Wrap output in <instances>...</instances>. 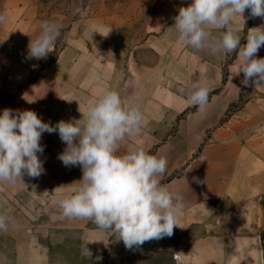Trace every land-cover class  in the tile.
<instances>
[{"label":"rangeland","instance_id":"1","mask_svg":"<svg viewBox=\"0 0 264 264\" xmlns=\"http://www.w3.org/2000/svg\"><path fill=\"white\" fill-rule=\"evenodd\" d=\"M40 2L42 8L37 21L24 24L23 20L15 21L17 17L6 15V22L0 23V113L5 108L31 110L44 122L55 125L60 120L82 118L81 112L86 110L89 99L106 89L116 90L143 114L140 133L121 141L119 154L139 146L156 155L157 146L177 135L185 114L197 108L181 92L187 79L202 73L213 77L218 72L227 80L230 76L243 77L242 73L235 76L236 53L213 55L207 50L191 49L177 42L174 29L161 36L176 42L175 47L156 53L148 47L146 41L154 38L148 33L153 30L149 26L151 17L160 14L173 26L178 9L186 7L191 0ZM46 20L60 25L52 52L46 59H26L30 39L36 38L41 22ZM239 22L242 38L252 26L264 24V20L251 18L247 11L245 25L243 20ZM219 31L214 29L212 35H218ZM155 54L163 62L153 63ZM258 57L264 58V47L259 49ZM142 66L149 76V68L159 66L161 72L164 69V76L172 74L180 80V88H161L160 93H150L155 89L134 85L132 78L139 80L140 75L135 73ZM222 90L209 94V101L224 96ZM219 92L223 95H218ZM227 97L233 104L224 121L235 118L236 123L231 125L236 126L241 142H258L260 152L255 164L264 170V85H243L240 91ZM187 106L188 111L180 114ZM41 144L44 151L39 158L45 169L41 176L25 175L24 182L16 185L0 182V209L9 211L13 217L8 230L0 231V250H14L16 246L20 250L32 247L48 250L52 264H67L77 260L75 251L81 253L87 243L92 255L84 256L85 264L93 260L96 264H190L195 262L194 256L188 255L190 250H208L209 264H228L238 254L245 264H264V176L261 190L247 198L243 206L219 194L208 195L195 203L196 192L188 190V184L211 181L209 175L202 180L193 173L201 170L207 161L202 150H196L192 158L182 160L174 174L161 179L162 184L184 198L182 228L174 230L171 237L129 250L113 233L97 230L91 220L62 216L57 197L75 186L73 183L82 178V171L78 166L65 167L58 159L65 148L58 132H45ZM192 219L195 222L190 226ZM97 256H102V260L97 261ZM178 256L184 263H180Z\"/></svg>","mask_w":264,"mask_h":264},{"label":"clouds","instance_id":"2","mask_svg":"<svg viewBox=\"0 0 264 264\" xmlns=\"http://www.w3.org/2000/svg\"><path fill=\"white\" fill-rule=\"evenodd\" d=\"M246 11L251 18L264 20V0H191L178 9L169 29L175 30L178 43L191 49L213 55L236 53L235 76L242 73L241 83L256 87L264 85V58L258 57L264 47V24L249 28L242 38L239 21L245 25ZM6 20V14H0V23ZM214 29L220 30L216 36ZM59 35V24L42 21L39 34L29 41L26 59H46ZM181 92L200 111L206 109L210 92L206 81H195ZM81 113L80 119L52 125L34 111L5 108L0 113V182L16 185L24 182L25 175L41 176L45 171L39 158L44 151L42 136L58 132L65 144L58 159L65 167L78 166L82 171L75 186L57 197L63 217L91 220L97 230L113 233L129 250L173 236L174 228H182L180 212L185 205L181 194L161 183L167 160L139 146L118 152L121 141L141 131L139 107L123 100L116 90L106 89L89 99ZM12 223L10 212L0 209V231H7ZM83 254L92 255L87 243Z\"/></svg>","mask_w":264,"mask_h":264},{"label":"crops","instance_id":"3","mask_svg":"<svg viewBox=\"0 0 264 264\" xmlns=\"http://www.w3.org/2000/svg\"><path fill=\"white\" fill-rule=\"evenodd\" d=\"M41 8L40 0H0V14L15 16L17 17L15 21L23 20L24 24L37 21ZM149 26L153 30L148 33L153 34L154 38L148 39L146 42L154 53L163 48H167L166 51H169L170 47L177 45L176 42L161 36L162 33L171 31L169 29L171 25L160 14L151 17ZM134 56L132 54V59ZM152 62L163 61H160V57L155 54ZM149 70L150 76L148 73L145 75L143 66L140 67V70L135 73L140 75L139 80L132 78V81H135L134 85L140 88L155 89L149 91L150 93H160L159 89L161 88H180V80L172 74L164 76V69L161 72L159 66L150 67ZM242 80V76L238 78L230 76V79L227 80L221 72L213 77L205 76L202 73L187 79L182 86L185 90L195 81H206L210 86L209 94H215L216 89H223L224 96H215L212 101H209L204 111H200L197 107L194 111L187 112L189 108L185 107L180 114L184 111L187 113L185 112L184 118L178 125L177 135L169 137L157 146L156 155L167 160V170L161 179L174 174L181 167L182 160L184 162L192 158L196 150H202V157L207 161L203 163L201 170H196L193 173H196V176L202 180L205 175H209L211 181L199 180L197 183L188 184V190L196 192V195L194 194L195 203L200 202L208 195L219 194L239 204L238 206H243L247 198L254 196L255 192H259L262 188L264 170L258 163L255 164L260 152L258 142L255 140H250L248 144L241 142L237 138L236 126L231 125L236 123L235 118L231 117L224 121L233 104L231 98L227 96L240 91L243 87ZM170 93L175 94L178 91H170ZM223 94L218 93V95ZM222 122L224 123L222 124ZM194 222L195 220L192 219L189 225L191 226ZM177 229L181 228H174V230ZM83 253L84 250L81 253L78 250L75 251L77 260L69 261L70 263L67 264H85ZM48 254V250H37L33 247L29 250H20V247L16 246L14 250H0V264H52ZM209 254L208 250H190L189 257L193 258L194 256L195 258V262L190 264H209ZM179 258L180 263H184L183 259ZM197 259L204 262L198 263ZM244 262V259L238 254L234 261L228 264H245ZM90 264L96 263L93 260Z\"/></svg>","mask_w":264,"mask_h":264}]
</instances>
